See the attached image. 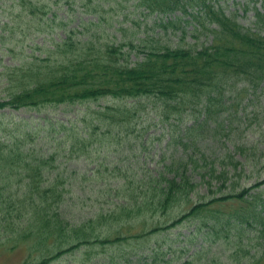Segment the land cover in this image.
<instances>
[{
	"label": "trees",
	"instance_id": "trees-1",
	"mask_svg": "<svg viewBox=\"0 0 264 264\" xmlns=\"http://www.w3.org/2000/svg\"><path fill=\"white\" fill-rule=\"evenodd\" d=\"M87 7L84 12L97 18L81 25L94 31L102 25L100 6ZM132 7L142 17L173 16L151 27L164 32L178 29L180 42L138 50L141 58L130 64L125 49L140 47L132 41L113 44L92 40V34L75 40L69 35L52 42L43 59L15 69L11 84L16 89L0 108L62 107L64 119L49 114L37 125L21 119L0 135V247L29 248L33 258L24 264H50L82 247L85 261L104 254L92 264H151L164 251L166 233L183 223L194 225L193 234L204 228L209 230L204 234L218 233L231 223L241 234L256 227L263 245L255 253V264H261L264 191L250 190L264 180L244 188L239 182L251 178L258 165L262 168L264 151L238 141L229 149L228 137L221 140L215 133L218 128L227 135L231 110L243 112L258 95L264 96V8L254 12V27H245L218 0H133ZM105 25L104 29L119 28L114 22ZM188 33H205L209 43L185 42ZM99 101L104 104L91 107ZM147 103L159 122L170 127L182 124L184 114L191 116V124L183 123L173 139L182 152L172 154L168 163L145 170L140 166L144 160H137L138 166L132 161L118 160L115 165L100 161L89 171L65 176L55 172L59 149L86 158L92 144L104 143L103 137L115 138L106 141L118 145L132 138ZM75 105L74 113L65 115ZM223 126L228 132L221 131ZM206 140L215 146L207 148ZM247 165L252 170L245 173ZM70 176L80 180L78 191L66 186ZM200 185L217 195L203 202ZM74 193L78 199L94 197L101 207L72 222L66 195ZM122 244L127 250H120ZM95 245L100 252H95Z\"/></svg>",
	"mask_w": 264,
	"mask_h": 264
},
{
	"label": "rangeland",
	"instance_id": "rangeland-1",
	"mask_svg": "<svg viewBox=\"0 0 264 264\" xmlns=\"http://www.w3.org/2000/svg\"><path fill=\"white\" fill-rule=\"evenodd\" d=\"M89 1L0 0V102L10 99V93L16 89L14 84H11V81L16 78L14 74L17 71L16 68H20V66L26 68V65H29L31 61L43 59L47 53L45 50L52 45V42L61 41L69 35L74 40L82 37L91 38L92 36V40L109 41L113 44L132 41L140 47L133 51L125 49L130 64L141 58L142 55L138 50L142 51L158 46L174 47L176 42H180L178 29L169 27L164 32L163 30L160 31L159 28L151 27L160 19L166 20L173 16L157 14L146 17L139 16L138 11L132 7L133 0H91V3ZM218 2L227 13L231 12L237 15L238 22L245 27H254V12L256 10L262 11L264 8V0H218ZM89 4L94 6L98 4L102 14L100 21L102 25L95 26L94 31H88L89 26L83 27L81 25L88 19L95 20L93 18L95 16L87 15L84 12L88 9ZM107 21L118 23V30L104 29ZM186 29L191 30L190 25H187ZM158 34L160 37H156ZM209 40L210 37L205 33H197L196 35L188 33L185 34L184 41L195 46H201L207 45ZM103 104V101L90 103L91 107ZM75 108H78V105L73 106L70 112H66L65 115L69 116L74 113ZM61 109L62 107L58 109L24 107L14 109L8 106L0 108V135L7 133L9 128L14 123L22 121L21 119L32 121L34 125L41 123L40 118L45 115L49 116V114L63 120ZM153 109V106L147 103L145 111L139 116L137 131L132 135V138L125 139L120 145L114 141H106L116 140L115 138L103 137L102 142L104 143L95 142L92 144L86 158L85 156L72 157L73 155L70 156L67 150L59 149L55 163L58 167L55 172L61 171V176H65L75 170L79 172L89 171L95 165L98 166L100 161L115 165L114 163L118 160L122 162L132 161L135 163L134 166H138L137 160H144V165L140 164V166L145 170L161 168L164 163H168L172 154L177 155L182 152L181 146H177L176 140L173 139L181 126L191 124L189 121L191 116L184 114L185 119L182 124H178L177 127H170L168 124L159 122ZM231 112L233 116L230 118L232 123L229 126V133L227 135L220 134V130L217 128L215 134H219L218 137H221V140L228 137L226 145L229 149H232L231 142L238 141L245 147L256 144L259 151H264V96L258 95L253 104L246 105L243 112L237 108ZM173 120L172 118L171 122ZM222 128L221 131H227L224 126ZM139 132L144 133V135L141 136ZM40 136V134L37 135V138ZM43 141L47 144L45 139ZM204 143L207 148L215 146L211 140H206ZM51 148H53L52 145ZM204 150L209 151L206 148ZM223 150L224 146L221 147V151ZM234 151L235 153L238 152V150ZM118 167L126 168L123 165H118ZM251 170L249 165L245 167V173ZM255 170L252 172L251 178L240 180L239 186L241 188L255 184L256 181L260 183L264 180V163L261 169L258 165V171ZM113 179L110 177L109 181L112 182ZM66 184L73 191H78L77 187L80 185V180L77 176H70ZM212 187H217V184L213 182ZM241 188L239 187V190ZM197 190L199 195L203 197L201 198L203 202L209 200L213 195H217L216 193H208L205 185L198 186ZM258 190L264 191V183L260 184L258 188L250 190V193ZM66 196L67 213L74 223L92 216L101 207L100 202L95 201L94 197L78 199L75 193ZM78 196H81L80 192H78ZM191 200L193 201V199ZM191 204H195V202L193 201ZM215 206L216 204L213 205V207ZM193 227L194 225L187 222L166 233L168 236L164 239V251L158 255L157 262L151 264H255V259H258L255 253L260 252L259 249L262 248L263 244L261 243L262 238L254 226L253 228L247 227L245 234L238 232L231 223L224 224L221 229H218V233L204 234L205 231H209L204 228L202 232L193 234L191 233ZM153 241L154 239L149 244H153ZM127 242L132 243V241ZM95 246L97 247L95 252H100V246ZM120 250H127L126 244H122ZM84 251L83 247L76 249L50 264H92L100 256H104V254H100L95 260L85 261L81 254ZM28 252H31L30 249L25 247H16V249L11 250H8L7 247H0V264L31 262L33 255ZM261 264H264V258L261 259Z\"/></svg>",
	"mask_w": 264,
	"mask_h": 264
}]
</instances>
